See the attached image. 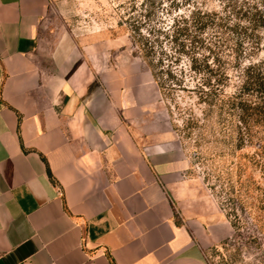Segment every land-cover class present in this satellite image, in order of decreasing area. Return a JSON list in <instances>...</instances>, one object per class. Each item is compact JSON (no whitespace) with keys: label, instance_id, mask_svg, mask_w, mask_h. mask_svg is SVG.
<instances>
[{"label":"crops","instance_id":"obj_1","mask_svg":"<svg viewBox=\"0 0 264 264\" xmlns=\"http://www.w3.org/2000/svg\"><path fill=\"white\" fill-rule=\"evenodd\" d=\"M46 4L0 0V264H209L232 227L185 176L150 72L47 43Z\"/></svg>","mask_w":264,"mask_h":264},{"label":"rangeland","instance_id":"obj_2","mask_svg":"<svg viewBox=\"0 0 264 264\" xmlns=\"http://www.w3.org/2000/svg\"><path fill=\"white\" fill-rule=\"evenodd\" d=\"M238 4L242 10L258 5L264 18V0H47L40 23L44 41L68 39L90 70L134 61L148 69L161 117L176 134L187 161L185 176L193 181L198 199L206 197L238 227L226 244L206 251L209 264H264V158L256 149L257 138L264 140V124L249 121L244 128L225 104L240 85L239 67L250 59L264 64V27L260 22L251 38L248 28L238 35H213L205 27L195 34L198 42L191 49L180 27L184 19L190 26L189 14L196 7L228 13ZM236 19L228 13L229 22ZM200 54L208 55L205 61L196 59ZM213 56L224 61L226 76L218 82L222 94L208 91L216 81L202 73L217 69ZM238 135H244L242 144Z\"/></svg>","mask_w":264,"mask_h":264},{"label":"trees","instance_id":"obj_3","mask_svg":"<svg viewBox=\"0 0 264 264\" xmlns=\"http://www.w3.org/2000/svg\"><path fill=\"white\" fill-rule=\"evenodd\" d=\"M146 1V0H143ZM241 4L232 6V16L234 18H237L233 22L228 21V13H220L217 11H211V12H205L198 7H196L193 11L190 12V26H187V21L184 19V34L186 40H188L189 45H191V48H194L197 44L196 36L195 34H200V31L206 28H212V31L215 33H224L226 31L227 34H236L238 35L240 33V30L245 28L250 30V38L253 37L254 31L262 22V26L264 27V18H260L259 15V9L258 5L254 4L249 7L248 10H242ZM231 10V9H230ZM224 11V10H223ZM226 11V12H227ZM242 13V17H238V13ZM246 21L247 25L243 26L242 23L239 22V20ZM183 22V21H182ZM179 26V25H178ZM183 26V25H181ZM190 27V28H189ZM197 28V29H196ZM188 31V32H187ZM217 31V32H216ZM224 40H227L224 39ZM196 43V44H195ZM180 44V43H179ZM206 48V47H205ZM217 54V53H216ZM215 54V55H216ZM208 55L200 54V58H197L202 62V60H206ZM211 56V55H210ZM238 56V55H237ZM236 56V58H238ZM212 59L216 60L218 67L215 71L213 69H205L202 70L203 74H207L209 76H214L215 83L214 87L211 86L208 88V91H211L212 95L215 94H222V91L218 85V82L221 80L222 76H226V73L223 71V64L224 61L221 62L218 59H216L215 56L212 57ZM193 60V57L192 59ZM264 61V60H263ZM234 64L238 66V63L234 61ZM263 65V67L261 66ZM239 74L241 76L240 85L236 89L235 92H232L227 97V102L225 104L228 105V107L236 112V120L240 123L247 124L249 121L256 122L257 124L263 125L264 124V64L262 61H253L252 59L247 60L246 63L239 67ZM199 72V70L197 71ZM201 91L205 92V90L201 89ZM239 128V127H238ZM240 132V130H239ZM238 132V134H239ZM244 134L247 136L250 135L249 130H245ZM245 135V136H246ZM244 135H238V141L240 144H242ZM257 151L261 158H264V140H262L261 137L257 138ZM49 177L51 178L50 173L48 172ZM231 227H232V235L222 241H220L218 244H226L234 235L236 232H238V227H236L233 223L229 221ZM250 239H253L254 241L257 240V237L255 235L250 236ZM217 244V245H218ZM216 246V245H215ZM213 246V247H215ZM212 247V248H213Z\"/></svg>","mask_w":264,"mask_h":264}]
</instances>
